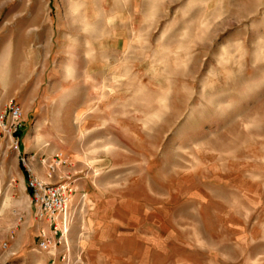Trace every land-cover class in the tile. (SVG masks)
<instances>
[{"label":"rangeland","instance_id":"obj_1","mask_svg":"<svg viewBox=\"0 0 264 264\" xmlns=\"http://www.w3.org/2000/svg\"><path fill=\"white\" fill-rule=\"evenodd\" d=\"M10 100L0 264H264V0H0ZM29 177L73 190L49 252Z\"/></svg>","mask_w":264,"mask_h":264},{"label":"built area","instance_id":"obj_2","mask_svg":"<svg viewBox=\"0 0 264 264\" xmlns=\"http://www.w3.org/2000/svg\"><path fill=\"white\" fill-rule=\"evenodd\" d=\"M8 114V121L4 119ZM22 112L17 103L10 100L5 111L0 114L1 128L12 140L15 148L19 147V137L17 136L21 126ZM28 190L30 207L33 209L34 217L39 221H45L54 234V238L48 237L41 229L38 235V248L43 252H49L60 244L61 238L67 233L72 224L73 216L70 211L72 205L73 190L69 185H51L36 177H29ZM56 236H59L56 241Z\"/></svg>","mask_w":264,"mask_h":264},{"label":"crops","instance_id":"obj_3","mask_svg":"<svg viewBox=\"0 0 264 264\" xmlns=\"http://www.w3.org/2000/svg\"><path fill=\"white\" fill-rule=\"evenodd\" d=\"M37 228L43 229L44 231H51V229H49V227H48V225H47V223L45 221L40 222L37 225Z\"/></svg>","mask_w":264,"mask_h":264},{"label":"trees","instance_id":"obj_4","mask_svg":"<svg viewBox=\"0 0 264 264\" xmlns=\"http://www.w3.org/2000/svg\"><path fill=\"white\" fill-rule=\"evenodd\" d=\"M17 136L20 137V131H18Z\"/></svg>","mask_w":264,"mask_h":264}]
</instances>
